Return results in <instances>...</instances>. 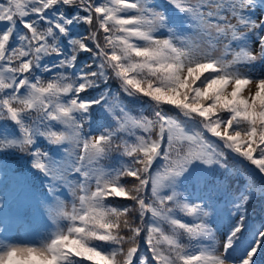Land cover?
Segmentation results:
<instances>
[{
	"label": "snow or ice",
	"instance_id": "snow-or-ice-1",
	"mask_svg": "<svg viewBox=\"0 0 264 264\" xmlns=\"http://www.w3.org/2000/svg\"><path fill=\"white\" fill-rule=\"evenodd\" d=\"M0 122L51 221L0 264L264 261V0H0Z\"/></svg>",
	"mask_w": 264,
	"mask_h": 264
},
{
	"label": "trees",
	"instance_id": "trees-1",
	"mask_svg": "<svg viewBox=\"0 0 264 264\" xmlns=\"http://www.w3.org/2000/svg\"><path fill=\"white\" fill-rule=\"evenodd\" d=\"M259 69V68H258ZM117 88V85L115 82H112V89L115 91ZM130 107H132L134 110L141 109L143 107H146L144 105L139 104L138 102H130ZM170 106L165 105V108H169ZM174 111V109H173ZM97 121H100L102 119V116L99 112V110L95 113ZM3 122H0V129L3 128ZM96 125L94 124V127ZM8 131L13 132L14 126L9 123L8 125ZM40 146L42 148L48 147L44 144L43 141H40ZM106 164L114 163V161H106ZM40 174L36 172L31 167V159L29 156L21 154V153H13L9 155H0V191H3V195H8V190L11 191L14 188L16 189L21 182H23V178H27V188H26V194H25V200L23 202L22 208L19 212V215L15 217L16 221L18 220L17 226H16V234H26L29 232H33L30 229H28V225L24 224L22 213L25 212L27 208L33 207L37 210H42L43 208L39 207L37 204V201L41 197V193L44 191V188L41 184ZM255 179L259 181L260 177L256 176ZM241 178L238 177H229L227 178L224 183H231L233 181H236V183L233 184V186H239ZM6 186L4 187L3 185ZM14 189V190H15ZM215 195V194H213ZM122 203H128L127 201H121ZM249 215L251 217V222L255 225H258L261 221H264V200L255 199L253 200L251 207L249 209ZM43 228L42 230L48 229L51 230L45 220H43ZM33 234V240L36 241L37 235ZM187 242V241H185ZM87 264V262H85ZM261 264H264V261L261 262Z\"/></svg>",
	"mask_w": 264,
	"mask_h": 264
},
{
	"label": "rangeland",
	"instance_id": "rangeland-1",
	"mask_svg": "<svg viewBox=\"0 0 264 264\" xmlns=\"http://www.w3.org/2000/svg\"><path fill=\"white\" fill-rule=\"evenodd\" d=\"M259 70L260 69H257V71H259ZM5 198H6V196L3 195V191H0V205L4 204ZM4 208L5 207L3 206L2 209H0V220L4 221V227H5L4 231H0V240H3L5 242H9V243L20 244V245L34 244L37 241H39L40 239L44 238L46 232L49 231L48 229H46V231L42 230L43 225H44L42 219L45 220V222L47 223L49 228H50V224H51V221L44 214L43 209L37 210L33 207H30V208H27L24 213H22V217L24 219L23 220L24 224L25 225L27 224L28 225L27 228L33 232H29L28 235H26V236H24L23 234H21V235L15 234L13 227H12V229H10V228H7L8 225H6V218H9L11 212L14 210L8 209V208L4 209ZM15 226H17V225H15ZM32 233L37 235V237L35 238L36 241H34L33 238H31V236H33Z\"/></svg>",
	"mask_w": 264,
	"mask_h": 264
}]
</instances>
